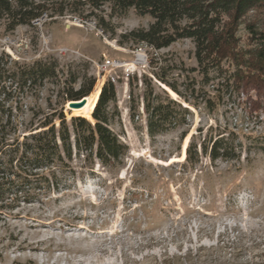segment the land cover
Here are the masks:
<instances>
[{
    "label": "rangeland",
    "instance_id": "374dc122",
    "mask_svg": "<svg viewBox=\"0 0 264 264\" xmlns=\"http://www.w3.org/2000/svg\"><path fill=\"white\" fill-rule=\"evenodd\" d=\"M34 2L46 9L38 22L8 32L0 20V56L57 66V78L20 103V133L52 114L68 122L74 116L65 91L95 81L87 99L110 80L116 91L110 129L128 152L114 172L96 164L89 173L73 157L70 191L0 208V264H264V155L256 152L264 139V102L250 112L253 91L225 92L217 80L203 87L190 72L196 61L189 40L161 50L131 41L129 33L152 23L147 16L117 14L108 4L96 9L87 0ZM256 18L264 20V8ZM238 35L244 43L243 31ZM107 61L115 66L102 71ZM155 75L185 95L193 87L197 108ZM161 91L188 108V124L150 137L143 96ZM219 138L229 140L238 159L211 161L203 154ZM185 142L186 149L195 147L193 164L186 152L179 160Z\"/></svg>",
    "mask_w": 264,
    "mask_h": 264
},
{
    "label": "trees",
    "instance_id": "16d2710c",
    "mask_svg": "<svg viewBox=\"0 0 264 264\" xmlns=\"http://www.w3.org/2000/svg\"><path fill=\"white\" fill-rule=\"evenodd\" d=\"M93 8L108 4L117 14L128 10L139 17H149L152 23L146 30H136L127 37L138 45L153 50L166 49L173 43L189 40L194 45L196 72L201 85L218 81L225 92L247 94L254 92L255 102L249 111L255 112L257 103L264 102V20L260 18L264 0H87ZM46 11L34 0H0V20L7 21L6 30L29 26ZM245 36L242 43L239 31ZM57 78L54 62L35 61L30 65L10 62L0 56V208L19 204H34L50 194L70 191L76 174L71 166L73 157L82 165L80 169L92 173L94 165L109 172L118 171L128 147L112 132L116 91L112 81L106 80L99 91L90 120L72 117L68 122L60 113L44 118L35 128L32 123L20 133V103L25 97L38 93L45 83ZM155 79L168 88L182 103L197 108L193 87L190 95L155 75ZM73 84L74 81L68 83ZM95 81L82 84L79 89H67L65 102L86 98ZM69 88V87H68ZM219 93V92H217ZM220 97V94L217 95ZM132 102V101H131ZM211 99L204 102L212 111ZM15 104V107H14ZM134 104V103H133ZM257 108V109H256ZM131 119H134L135 108ZM147 132L150 137L165 134L187 125L190 115L165 91L154 96H143ZM54 119L58 121L55 127ZM229 140L233 141L231 133ZM184 134L181 135V138ZM215 140L210 152L206 145L203 154L211 161L236 160L234 147L228 141ZM257 153L264 155V139L259 140ZM186 161H197L194 146L186 149ZM83 176V173L80 174ZM8 209V210H9Z\"/></svg>",
    "mask_w": 264,
    "mask_h": 264
},
{
    "label": "bare ground",
    "instance_id": "6f19581e",
    "mask_svg": "<svg viewBox=\"0 0 264 264\" xmlns=\"http://www.w3.org/2000/svg\"><path fill=\"white\" fill-rule=\"evenodd\" d=\"M131 64H133V63H131ZM123 67L132 68L131 65H128V64H125ZM98 95H99V90H96L94 93H92V95L90 97L87 98V102L83 108L78 109V110L77 109L73 110L72 116L82 117V118H85V119L91 121L90 114L94 108L96 101H97ZM185 152H186V142L183 145L182 156L179 158V160H182V158H184ZM171 161H175V160H171Z\"/></svg>",
    "mask_w": 264,
    "mask_h": 264
},
{
    "label": "water",
    "instance_id": "95a60500",
    "mask_svg": "<svg viewBox=\"0 0 264 264\" xmlns=\"http://www.w3.org/2000/svg\"><path fill=\"white\" fill-rule=\"evenodd\" d=\"M86 102H87V99H84V98L82 99L80 103H77L76 101H70L67 103V108L69 110H76V109L78 110V109L83 108Z\"/></svg>",
    "mask_w": 264,
    "mask_h": 264
},
{
    "label": "built area",
    "instance_id": "2783aa9c",
    "mask_svg": "<svg viewBox=\"0 0 264 264\" xmlns=\"http://www.w3.org/2000/svg\"><path fill=\"white\" fill-rule=\"evenodd\" d=\"M76 21V20H75ZM36 22V21H35ZM37 22H38V20H37ZM78 22V24H80L81 22L80 21H77ZM133 65L134 66H138V63L137 62H135L134 61V63H133ZM113 66H115V63L114 62H106L103 66H102V71H105L107 68H111V67H113Z\"/></svg>",
    "mask_w": 264,
    "mask_h": 264
}]
</instances>
